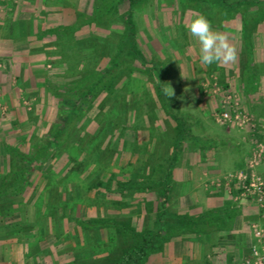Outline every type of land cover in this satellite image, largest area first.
<instances>
[{
	"label": "rangeland",
	"instance_id": "374dc122",
	"mask_svg": "<svg viewBox=\"0 0 264 264\" xmlns=\"http://www.w3.org/2000/svg\"><path fill=\"white\" fill-rule=\"evenodd\" d=\"M229 1L230 13L213 25L229 33L237 47V61L227 66L202 65L200 45L187 31L186 25L194 15L204 11L210 14L202 1L144 0L130 9L124 4L116 8L113 0L41 1L42 11L49 13L43 15L46 25L70 24L80 13L84 19L93 20L73 33L78 38L73 39L72 34L61 36L58 42H49L54 49L34 50L33 55L36 52L41 56L43 52L42 60L31 67L33 77L39 81L33 85L27 82L26 90L14 81L7 66L0 65V142L15 147L14 152L0 148V177L8 169L10 155L28 150L34 141L49 142L52 124H58L53 121L61 108L59 99L64 98L68 106L73 101L64 89L76 79L96 77L106 69L107 54L115 53L119 41L126 47L123 38H128L129 32L132 36L128 40L143 57L163 65L161 88L174 89V95L167 96L174 105V115L166 116L156 100V82L146 73L148 66L134 60L137 70L130 72L128 79L120 75L113 91L95 97L79 127L61 134V150L70 153V149L81 147L87 157L79 164L66 161L68 154L59 157L56 166L52 161L43 163L34 177L44 175L46 180L42 178L32 193L27 189L23 198H17L20 205L14 206L30 226L8 233L0 227V264H113L122 249L137 242L141 229L158 224L166 240L146 257L144 264L223 262L222 256L212 258L223 242L217 238L218 230L237 211H233L236 206L223 205L222 201L231 204L244 199L252 203L224 183L243 169L254 145L264 146V130H256L253 112V106L264 102V97L254 98L252 94L256 93L250 91L258 93L260 89L264 93V76L256 83L261 87L252 84L253 77L262 76L264 70V0H246L249 4L243 16L248 17L247 24L242 15L233 13L231 18L232 9L239 5L236 2L243 1ZM123 61L129 63V58ZM88 84L92 82L81 81L75 89ZM63 109L64 114L69 112ZM222 110L245 113L251 124L220 125L216 116ZM15 119H19V132H13ZM54 128L60 129L59 125ZM22 133L25 136L21 144L18 140ZM121 141L124 153L117 149ZM68 166L74 168L70 177L65 176ZM99 167L113 178L132 177L141 184L128 189L121 198L115 191L103 197L95 195L96 189L87 186ZM263 168L264 161L256 171L264 174ZM166 185L162 201L158 191ZM0 202L1 208L11 205L3 197ZM62 204L71 206L69 217L97 221L103 233L97 226L75 227L64 214L61 218L58 207ZM227 207L229 211L224 210ZM51 217L54 219L50 222ZM182 217L194 223H176ZM20 218L21 213L16 211L3 221ZM42 219L44 234L38 231ZM257 223L264 225L261 219ZM251 224L254 222L247 228ZM63 237H69L65 244H55Z\"/></svg>",
	"mask_w": 264,
	"mask_h": 264
},
{
	"label": "trees",
	"instance_id": "16d2710c",
	"mask_svg": "<svg viewBox=\"0 0 264 264\" xmlns=\"http://www.w3.org/2000/svg\"><path fill=\"white\" fill-rule=\"evenodd\" d=\"M144 0H113L115 7L117 8L118 5L124 4L126 9H130L131 7L135 6L137 3L142 2ZM197 2H204L207 4V8L210 10V14H208L204 11V15H206L209 19L212 20L213 25L217 26L218 21L225 16V14L230 13L228 8V3H230L229 0H195ZM242 3L236 2L238 5L236 10L232 9V16H235L236 14L242 15V21L247 24L249 22L247 20V16H243V11L246 9L247 3L249 4V1L241 0ZM246 4V5H244ZM264 5V3H263ZM248 9V8H247ZM225 11V12H224ZM233 13L235 15H233ZM83 13L79 14V18L71 22L70 24L62 25H53L48 26L44 33L53 35L54 41L58 42L59 38L61 36H73V39L78 36L73 35L74 32L81 29L82 26L85 25V23H89V17L88 19L83 18ZM76 17V16H75ZM93 18V17H92ZM224 19V17H223ZM93 20V19H91ZM88 21V22H86ZM99 21V20H98ZM221 22V21H220ZM223 22V21H222ZM244 24V26H246ZM129 36H132V33L129 32ZM122 37V36H121ZM127 36L123 38V41L125 42L126 47H122L121 41L120 45L117 46L115 53L110 52L107 54V62L105 63L106 69L103 68L96 77L92 76H86L82 77L80 79H76L72 84H69L68 87L64 89V92L68 94V96L73 97V101L70 106H68V103L64 102V98L59 99L61 107L58 108L54 117L53 122H57L58 124H52V133H48L51 135V138L49 142L44 143H38L36 141L29 144L28 150L23 151H16V153H13V155H10L9 159V165L7 171L0 177V198L3 197V200L11 203V205H6L5 207H0V227L4 229L5 233L14 232L22 229H26V227L30 226V223L26 220V217H23L22 212L15 208L20 205V202L17 201V198H23V192H26L27 189H29V194L33 192L36 185L37 187L41 184L42 178L46 180V176L39 175L37 177H34V173L36 170L38 171L43 163L48 164L49 162H54L53 166H56L57 163H59V157L67 155L66 161L71 164L77 163L79 164L80 161L84 160V158L87 157L86 153L81 149V147H77L76 149L72 148L70 149V153L66 150H61V141L62 135L65 133V135L68 133V131L72 130V128H78L79 123L82 119L85 117V113L90 108L92 104H94V99L97 95H99L102 92L108 93L113 91L115 87V81L118 80V77L120 75H125V78H129V73L132 71L137 70V66L133 64L134 60H138L139 63L145 64L148 66V71L146 72L151 77H153L154 81L156 82V86L154 87V96L156 100L161 104L162 110L166 114V116H170L173 118L174 115V105L170 101L171 99H168L167 95L164 94L161 88V78H162V67L163 65L160 63H155L150 57H143L142 54L135 48V44L130 42L128 40ZM81 44L76 45V47L80 46ZM129 63H125L123 59H128ZM88 80L92 82V84L84 85L83 87H77L81 84V81ZM45 82V81H44ZM121 84V83H120ZM71 85V86H70ZM76 85V86H75ZM65 104V105H64ZM67 107H64V106ZM68 108L69 112L64 114L66 109ZM29 120V118H27ZM19 119H17L18 121ZM16 119L12 122L13 126V132H19V122H17ZM55 125H59L60 129L54 128ZM181 125V123H179ZM19 130V131H18ZM79 130V129H78ZM76 129V132H79ZM78 134V133H77ZM20 139L18 140V143L22 142L24 143L22 138L25 136V133H22L20 135ZM106 137V135H105ZM124 141H121L120 147H117L118 151L121 150V146L123 148ZM0 148L4 152H11L15 151V147L12 145H9L5 142H0ZM71 148V146L69 147ZM125 151L122 149L120 153H124ZM12 156V157H11ZM81 156L80 158H78ZM78 158V159H77ZM54 159V160H53ZM22 161L23 163H18ZM79 160V161H78ZM52 166V167H53ZM74 168L68 166L66 177H70V175L73 173ZM66 172V171H65ZM92 178V177H90ZM89 178V179H90ZM96 180V181H94ZM139 184V180L133 179L132 177L128 178H113L111 177V174L108 172H105L102 170V168H97V170L94 172V179L89 182L88 186L89 189H96V194L101 197L104 196V194L108 191H115L119 193L120 198L124 195H127V190L130 188L137 187ZM167 186H164L160 191H158L159 199L164 201L167 191ZM98 189V190H97ZM67 193V192H66ZM236 193H239V189L236 188ZM69 195V193H67ZM33 196V195H32ZM11 199L13 200L11 202ZM23 202V201H21ZM1 204V202H0ZM15 205V206H14ZM70 205L62 204L58 208L62 215L65 217V220L67 222L72 223L75 227H79L81 229H90L97 226L99 229L98 232L103 233L102 227H100L96 222H94L92 219H83L79 217H69V209ZM18 211L21 213V218L16 221H3L5 217H9L14 215V213ZM33 218L35 219V212L33 213ZM54 219V217L50 218V222ZM44 219L40 220V228L38 227V231L41 232L42 230L44 234ZM194 223V220L192 219H186V218H179L177 219L176 223ZM104 224V223H102ZM51 227V226H50ZM100 227V228H99ZM1 229V230H3ZM51 229V228H50ZM48 228V231H50ZM127 229H129L127 227ZM131 230V229H130ZM51 232V231H50ZM69 238V237H65ZM65 238L61 239V241H56L55 244H65ZM166 238L163 235L162 227L158 224L157 226H153L150 228H143L138 233V239L137 242L132 244L130 247L124 248L121 250L120 255L118 258L113 262V264H144V261L146 257L150 254L155 252L159 246L160 243L164 242ZM67 245V243H66ZM69 247V246H68ZM70 248V247H69Z\"/></svg>",
	"mask_w": 264,
	"mask_h": 264
},
{
	"label": "crops",
	"instance_id": "0c3cea01",
	"mask_svg": "<svg viewBox=\"0 0 264 264\" xmlns=\"http://www.w3.org/2000/svg\"><path fill=\"white\" fill-rule=\"evenodd\" d=\"M41 1L43 0H0V65L8 67L9 73H13L14 81L19 83L23 90H26L27 82L32 81L33 85L39 81L36 77H33L34 72H32L31 67L42 60L43 52L41 56L40 53L36 52L33 55L34 50L43 49L48 51L50 48L54 49V47L49 45V42L54 38L50 39L52 35L44 33L45 29L48 26H53V24L46 25L44 23L43 15L49 13L48 11H42ZM34 5L36 9L33 8ZM55 25H58V23ZM263 76L264 70L262 71V76L253 77L252 84H255L253 87L260 86V84L256 85V83ZM9 78L6 77V80H10ZM0 82H3L1 77ZM247 86L244 83V88L249 90L250 87ZM250 91L256 93L252 94L254 98L264 97V93L260 89L258 91L261 94L257 93L255 89ZM3 94L5 96L6 92H3ZM253 108L256 118L254 122L257 124L255 126L257 127L256 130L263 131L264 102H261L259 106L254 105ZM260 136L259 134L257 135V137ZM262 136H264V132ZM243 161L238 163L243 164ZM226 184H229L227 187L233 186V192H236L235 181L233 179H230L228 183H224V185ZM242 200L244 199H241V202L238 203L232 201L231 204L228 203L229 200L224 199L222 201L223 205L236 206L233 211L236 210L237 213L233 214L230 221L222 229L218 230L217 238L223 242L214 250L215 256L212 255V258L222 256L223 262H220V264H237L241 259L245 258L248 255L250 245L254 243L251 228L247 227H249L251 222L258 224L257 222L260 219L264 221V209L260 210L253 202H246V200L242 202ZM224 210L229 211L230 209L227 207ZM261 226L264 228V225Z\"/></svg>",
	"mask_w": 264,
	"mask_h": 264
},
{
	"label": "built area",
	"instance_id": "2783aa9c",
	"mask_svg": "<svg viewBox=\"0 0 264 264\" xmlns=\"http://www.w3.org/2000/svg\"><path fill=\"white\" fill-rule=\"evenodd\" d=\"M220 125L233 124L239 127L251 124L249 115L240 112L222 110L216 116ZM264 161V146L256 144L249 151V155L243 169L232 176L235 187L239 189L238 195L249 198L261 210L264 209V174H259L256 167ZM251 233L254 243L250 245L248 255L240 264H264V228L258 224H251Z\"/></svg>",
	"mask_w": 264,
	"mask_h": 264
},
{
	"label": "clouds",
	"instance_id": "9594fccd",
	"mask_svg": "<svg viewBox=\"0 0 264 264\" xmlns=\"http://www.w3.org/2000/svg\"><path fill=\"white\" fill-rule=\"evenodd\" d=\"M186 28L200 45L199 60L202 65L227 66L237 61L238 50L232 42L230 34L214 28L212 20L203 13L194 15ZM163 91L168 97L174 95V89L171 86L166 87Z\"/></svg>",
	"mask_w": 264,
	"mask_h": 264
}]
</instances>
